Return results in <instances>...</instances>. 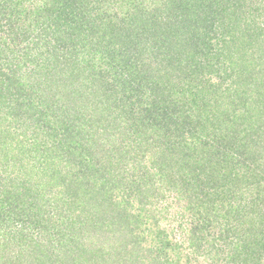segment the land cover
<instances>
[{
    "label": "trees",
    "instance_id": "1",
    "mask_svg": "<svg viewBox=\"0 0 264 264\" xmlns=\"http://www.w3.org/2000/svg\"><path fill=\"white\" fill-rule=\"evenodd\" d=\"M112 2L123 9L135 1L0 0V195L9 194L0 196V224L12 223L0 233V261L9 236L26 240L29 230L28 247L6 252L2 264H23L22 255L30 258L26 264H179L180 246L164 231L141 227L151 217L143 200L155 188L147 179L157 175L178 187L191 215L184 240L192 253L209 259L215 251L218 264H264V25L258 21L264 0H162L149 17L138 6L111 13ZM219 16H233L236 27L213 20ZM203 72H218L220 82L205 85ZM91 101L105 105L107 115L86 121L84 104ZM126 113L132 116L126 132L136 135L137 148L146 147L142 158L151 153L154 172L136 153L103 139L117 134L114 122ZM18 122L24 129L16 133ZM40 132L53 139L50 148L37 143ZM32 145L50 153L60 148L55 158L77 169L69 201L86 203L87 219H68L76 232L77 223L110 221L107 232L117 234L105 247L84 246V237L71 243L67 226L39 228L54 212L37 216L40 181L20 182L21 159L35 157ZM129 162L142 170L138 181L115 173ZM91 170L101 175L92 179ZM131 184L138 211H131V192L110 204L114 189ZM214 223L217 230L208 234ZM149 233L158 234L157 257L153 246H141Z\"/></svg>",
    "mask_w": 264,
    "mask_h": 264
},
{
    "label": "rangeland",
    "instance_id": "2",
    "mask_svg": "<svg viewBox=\"0 0 264 264\" xmlns=\"http://www.w3.org/2000/svg\"><path fill=\"white\" fill-rule=\"evenodd\" d=\"M134 1L135 2H133V4L131 5L130 4L125 5L124 3V5H122L121 7H123V9L126 10L127 7L130 9L132 7L138 6L143 11V13H145L147 17H149L156 8L160 7L162 0H134ZM123 9L119 7V3L112 2L107 8V11H110L111 13H119L120 15L121 13H123L122 12L124 11ZM93 15H96V12L93 13ZM140 19L142 20L143 18H140ZM233 19H234L233 16H229V17L219 16L217 18H214L213 20H215L217 23H221L225 21L226 23L229 24L230 27H232V25L235 26ZM258 21H261L262 25H264V16L259 17ZM260 31L261 30L259 29L258 32L260 33ZM2 37H5V36L2 35ZM224 38L228 39L229 37L227 38L224 37ZM219 39H222V37H217L215 41H218ZM259 39L264 40V35L262 37H259ZM200 75L202 76L201 82L204 83L205 81V85L207 86H210V84H213V82H216V81L220 82L221 80L220 75H218V72H213L211 74H206V72H203ZM227 82L229 81H225L224 83H222L221 87L226 86ZM118 88L121 89L120 87ZM123 94H124L123 92H119V95L117 96L119 97L120 95H123ZM104 107L105 105L97 106L93 101H91V103L88 102L87 105L84 104L86 121L89 119L99 118L101 113L103 114V112L105 113V115H107L108 112L106 110H103V109H106ZM131 118L132 116L129 113L119 114V118L117 119V121L114 122L115 126L118 129L117 134L114 135L113 133H105V134L103 133L104 134L103 139L109 142L112 141L111 145L115 146L116 148L117 147L120 148L122 151H124L128 155H133V153H136L137 157L142 158L143 157L142 151L145 150L146 147L144 146L142 148H139V147L137 148V143H135L136 141L134 139L136 135L129 134L128 132H126L127 129L125 127L131 124L132 122ZM16 128H17L16 133H19L20 131L24 129V125H21V123L18 122V124L16 125ZM87 129H88V126H87ZM150 133L151 132H149V134ZM151 136H152V133H151ZM26 137L29 138L30 143H32L35 139L31 136L30 132H27ZM51 139L52 138H50L49 136H46L43 132H40L39 137L37 139V143L39 142L43 145V143L46 141L48 143L47 147L50 148L53 145V139L52 140ZM133 139H134V142H133ZM94 148L96 149L94 151H97V150L100 151L97 147H94ZM151 149L152 148H147V150H151ZM31 150H32V153L30 154L29 157H31L32 154L35 157L33 158L24 157L21 159V161H23L22 162L23 169L21 171V176H20L21 181L20 182L25 183V180H28L30 178L32 180L40 181V186H39L40 188L38 189V191L40 192V195L37 199L38 208L35 209L37 210L35 212L38 213L40 211V213L37 216L44 215L45 217L48 214V212L49 213L54 212V213H51V215L47 219V221L52 220V222L48 223V225L45 221H43L42 223L40 222L41 226L39 228L41 229L50 228V229H53V231H59L61 227L63 228L67 226L68 229L70 230V234L72 232L73 235L75 236L73 239L74 241H72L71 243H75L79 241L82 237H84L83 238L84 241L82 240L83 241L82 243L84 244V246L91 245L93 248H99L101 246L105 247L109 238L111 237L116 238L114 234H117V233L113 234V233L107 232L110 225H112L110 221L108 222L109 224L103 225V227L99 226L98 224L93 227H90V225L80 226L79 223H77L76 228H78V230L77 232L75 231V228L73 227V225L70 224L68 216L69 218H72V219H75V218L77 219L78 217L81 216L80 219H77V220H82V221H86L87 219L83 216V214L86 212L84 208L87 206V204L83 202L82 206L81 205L77 206V205H74L73 203H70L69 201L70 194L72 195V193H70V188L72 186L71 181H70V175L74 172H77V169L73 170L72 166L74 165L66 163L67 161L66 157L62 159L55 158V156H57L58 153H61L60 148L56 149L57 152L55 151V152L50 153V152H47L42 147H39L37 149V147H33L32 145ZM134 150H136V152H133ZM144 156L145 158H142L145 160L143 165L147 167L148 169H150L152 172H154L155 170L154 168H152V164H151L152 163L151 153L150 152L144 153ZM49 161H52V162L49 163ZM130 161L133 162L135 160L133 159ZM132 162H129V166L127 168H125L124 166H118V168L115 171L116 174L123 173L122 177L124 178L126 182L129 180L138 181V177L142 176V170L140 168H137L138 165L136 162L134 163ZM191 163H193V161H191ZM0 164H2L1 161H0ZM32 165L34 166V168L32 167ZM50 167L54 171V173H52L53 177L51 176L52 170H50ZM133 167H136L137 170L136 171L133 170ZM45 168H47V171L43 172L44 174L41 173L42 172L41 169H45ZM90 174L92 176V179H96L98 176L101 175L100 173H98L97 175L94 172V170H91ZM23 176H24L23 178L24 180L22 179ZM62 176H66V177L63 179L61 178ZM48 181L50 185L46 184ZM147 182H149V184L154 183L155 188L152 189L153 190L152 197H150L148 200H143L145 202V209H147V212L149 215H151V217L146 220L147 221V224H145L146 226L143 225L141 227H148L151 229L153 228L154 231H156V233L164 231V233H166L168 237V240H170L174 245L178 247L180 246L181 247V256H180L181 259H180L179 264H218L216 259L213 256L215 254V251L207 255L209 259L208 258L205 259L203 255L200 254L202 253V251H200V253L197 252L198 254H195V252L192 253L191 251L193 249L191 250L188 249V243L186 240H184L185 239L184 235L185 233L187 234L191 225H193L192 224L193 222L191 223V217H190L191 215L189 214V212L185 211L183 201L178 198V195L175 191L176 189H178V187H174L171 189V187H169L167 183L159 182L157 175L156 177H151L150 179H147ZM10 184L11 182L7 186H9ZM134 185L135 184L133 185L131 184L132 187L128 185L125 188L127 190L114 189V192H112L111 195L113 194V197L116 200H114V202L110 204L115 205V204H118L121 201V199H127L129 197L127 193L131 192L132 197L129 199L133 205V209H131V211L132 212L138 211V209L141 208V206H140L139 196L136 195V190H135ZM63 189L65 193L62 194V192H59V191H63ZM6 191H7V188H6ZM92 191H93V188H92ZM80 193H83V192H80ZM0 196L6 199L9 196V194L7 195V197H6V193L1 194ZM92 196H96V195L92 193ZM46 200L48 202H46ZM120 206L119 208H122V205ZM28 207H30V205H28ZM49 209L51 210V212ZM7 210H10V209H7ZM9 213H12L13 216L15 215V213L13 212H9ZM56 217H61L62 219H59ZM92 217H93V221H95L96 216L93 215ZM58 219L60 220L59 223L55 222ZM6 221H7V224L5 225L0 224V233H2L3 231H7L11 228V225H8V224H12L11 219H7ZM216 224L217 223L212 224V228L208 230V234L214 233L217 230ZM26 232L28 233V238L26 240L22 236H16V237L9 236L10 237L9 240L11 244H9L10 249L4 251L5 256H8V253L6 252L13 251V254H15L16 251H18V249L23 250L22 248L25 249L28 247L27 244L30 241L31 231L28 230ZM137 232L138 231L134 232V236L136 235ZM156 233L146 234V238L145 237L142 238V241H141L142 247H149V245L153 246L152 249L154 251L155 257H157L158 255L157 251L154 249L157 242H154L153 240L157 239L158 241L159 239L157 237L158 234ZM164 233H161L160 237H162ZM34 235H36V233H34ZM216 235L217 234H215V236ZM104 237L107 238L106 241ZM17 242L20 243V247H19V243L17 244ZM66 249L67 248H64V250ZM5 256H3V259L0 261V264H2V262H7L8 258ZM220 259H223V258L220 257ZM19 260L23 264H26L30 261V258L28 257L25 258L22 255ZM149 260H151V258H149L147 261ZM155 262L156 261H154V263Z\"/></svg>",
    "mask_w": 264,
    "mask_h": 264
}]
</instances>
